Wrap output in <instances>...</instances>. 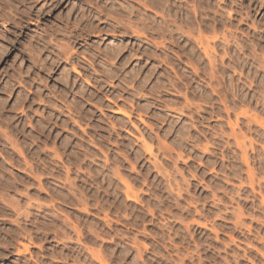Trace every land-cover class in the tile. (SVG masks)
<instances>
[{"label": "clouds", "instance_id": "1", "mask_svg": "<svg viewBox=\"0 0 264 264\" xmlns=\"http://www.w3.org/2000/svg\"><path fill=\"white\" fill-rule=\"evenodd\" d=\"M0 264H264V0H0Z\"/></svg>", "mask_w": 264, "mask_h": 264}]
</instances>
